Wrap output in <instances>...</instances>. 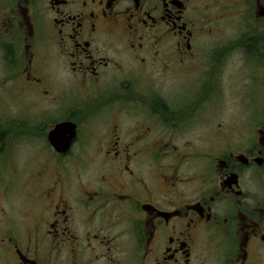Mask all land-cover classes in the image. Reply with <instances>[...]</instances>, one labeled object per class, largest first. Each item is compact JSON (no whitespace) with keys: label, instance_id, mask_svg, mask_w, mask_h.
Returning <instances> with one entry per match:
<instances>
[{"label":"flooded vegetation","instance_id":"af4514ba","mask_svg":"<svg viewBox=\"0 0 264 264\" xmlns=\"http://www.w3.org/2000/svg\"><path fill=\"white\" fill-rule=\"evenodd\" d=\"M16 5L4 67L36 108L0 109L3 185L22 198L0 264H264V0Z\"/></svg>","mask_w":264,"mask_h":264},{"label":"rangeland","instance_id":"374dc122","mask_svg":"<svg viewBox=\"0 0 264 264\" xmlns=\"http://www.w3.org/2000/svg\"><path fill=\"white\" fill-rule=\"evenodd\" d=\"M5 6L7 7V9L9 8L12 12L16 13V11H14L17 7L16 0L2 1V4H0V12L5 8ZM3 45L4 44L0 46V109L1 110L16 109L24 112L30 109H35L36 106L34 104L28 103V99L26 97L19 96L16 93L13 86L10 85L11 83L9 82V80H7L8 74L6 73L4 67L5 54L3 50ZM223 72H224L223 77L225 78L226 81L225 82L226 97L229 99V100L227 99L226 101V108H228L226 110L227 115L224 116L230 119L232 112V108L230 106L233 102V97L235 95V99H237V95L241 93V87L244 86L243 78L247 76V71L244 64L237 59V63L234 64L233 62H231L228 66H226L223 69ZM231 82L234 83V88L232 87ZM4 117L5 116H3V118ZM7 140L14 141L15 139L8 138ZM17 140H25V137H23L22 139L17 137ZM21 160H23L22 157ZM2 164L4 165L5 162H3ZM0 180H1L0 181V217L4 219L5 217H7L8 214L6 213V211L8 210L6 207L12 206L11 205L12 200L16 202L20 201L21 196L19 194L20 193L19 190L18 193L12 197L13 199L10 197L11 195L10 192H9L10 195L7 194V190H5V186L3 185V183L4 184L6 183L8 186H10L9 189L10 191H13L14 185L12 181H9L7 179V172L4 166H2V169L0 170ZM28 183L29 181H24L22 182V186L25 187L26 184ZM6 195L8 196L6 197ZM25 206L26 205L20 206L18 207V209L20 211H23Z\"/></svg>","mask_w":264,"mask_h":264},{"label":"water","instance_id":"95a60500","mask_svg":"<svg viewBox=\"0 0 264 264\" xmlns=\"http://www.w3.org/2000/svg\"><path fill=\"white\" fill-rule=\"evenodd\" d=\"M63 129V124L62 125H58L56 127V129H54L51 133H50V140L55 143L56 141H58V135L57 132H59L60 130Z\"/></svg>","mask_w":264,"mask_h":264}]
</instances>
